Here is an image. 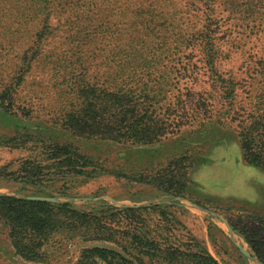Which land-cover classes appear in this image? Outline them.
I'll return each mask as SVG.
<instances>
[{
    "label": "trees",
    "instance_id": "16d2710c",
    "mask_svg": "<svg viewBox=\"0 0 264 264\" xmlns=\"http://www.w3.org/2000/svg\"><path fill=\"white\" fill-rule=\"evenodd\" d=\"M24 1L32 2L22 3ZM216 1L192 0V4L211 9ZM222 2L244 23L259 20L264 26V0ZM163 3L164 0H0V5L4 4L6 9L4 16H12L9 10L19 6L17 16L40 20L39 51L52 36L61 40V49L56 48L57 51H67L71 47L76 55L102 50L98 43L103 39L107 41V48L110 42L121 43L116 46L120 48L118 52L112 47L110 61L105 62L115 72L112 76L108 72L104 84L88 80L90 66H86V61H77L80 70L75 68L74 62L59 56L52 62L65 80L61 92L71 100L62 103L60 118L44 122L48 124L44 132L39 128L32 131V123L19 118L18 114H11L5 102L14 98L19 80L26 75L24 71L18 82L1 83L0 109L9 117L0 120V130L5 131L0 135V147L23 148L30 151V155L17 165L10 163L0 167V177L52 188L61 182L67 183L71 177L90 179L112 174L157 186L177 196L187 193V172L181 174V159L152 172L147 168L140 171L116 165L113 168L75 142L84 139L132 146L160 144L171 128L160 112L163 105L168 106L170 97H176L175 108L169 105L165 114L169 117L181 115V97L173 94L181 80L177 61L181 52V24L175 22L181 13V0ZM160 7L168 11L165 18L155 14ZM23 8L30 12H20ZM118 11H125L128 20L121 23L104 20L105 12L114 16ZM203 18L202 29L182 44L186 43L187 50L199 49L205 66L211 68L223 57L218 37L220 25L211 22L212 14ZM60 32L65 34L59 36ZM125 32L129 35L122 38ZM73 71L77 72L73 74ZM252 109L247 123L239 129L240 144L244 159L264 169V90ZM11 118L19 122L15 131L10 130V124H3L4 121L13 122ZM145 211L126 208L121 213L101 218L80 212L69 203L0 195V235L9 241L8 250L13 256L31 264H57L64 242L75 240L80 241V257L72 264H221L200 240L190 235L181 242V247L160 240L146 229V221L142 218ZM118 216L131 223L122 228ZM232 226L264 263V242L259 239V232ZM98 241L106 245H84Z\"/></svg>",
    "mask_w": 264,
    "mask_h": 264
},
{
    "label": "rangeland",
    "instance_id": "374dc122",
    "mask_svg": "<svg viewBox=\"0 0 264 264\" xmlns=\"http://www.w3.org/2000/svg\"><path fill=\"white\" fill-rule=\"evenodd\" d=\"M3 6L0 5V90L3 82H18L24 71L26 75H23L22 81L19 80L20 86L15 89L14 98L5 102L10 106L11 114L20 115L19 118L32 123V131L39 128L44 132L45 125L48 126L44 122L60 118L62 103L71 100L70 96L61 92L65 80L59 76V68L52 62L59 56L74 62L75 68L80 70L79 62L86 61V66H90L88 80L104 84L108 72L110 76L115 72L105 62L110 61L112 47L118 52L120 48L116 46L121 43L110 42L107 48V41L103 39L98 43L102 50L76 55L71 47L67 51H57L56 48L61 49V40L52 36L39 51L40 20L30 21V17L29 20L17 16L19 6L9 10V14L16 19L6 17ZM180 8V16L175 22L181 24V52L177 56L181 80L173 94L181 97V115L169 117L165 114L169 105L175 108L174 96L169 98L168 106L163 105L160 109L161 116L173 130L169 129L160 144L148 146L71 140L87 152L101 157L100 161H106L107 166L113 168L115 165L121 169L134 168V171L147 168L148 172H152L181 159V174L187 172V193L177 196L125 176L104 174L90 179L71 177L67 183L61 182L52 188L0 177V194L55 197L60 201L58 204L69 203L80 212L101 218L121 213L126 208L146 209L142 212L146 229L159 236L160 240L181 247V242L190 235L200 240L221 264H252L231 239L226 225L218 216L226 219L231 226L234 224L258 231L259 239L264 242V169L250 165L244 159L239 138L240 127L247 123L256 98L262 96L264 90V26L259 20L244 23L232 14L222 0H217L211 9L194 6L192 0H181ZM25 11L30 12L20 9V12ZM108 14L105 12L103 16L106 21L121 23L128 20L125 11H118L114 16ZM155 14L165 18L168 11L160 7ZM211 14V22L220 25L218 37L223 57L215 66L208 68L199 49L187 50L186 43H182L202 29V16ZM53 24L56 26L57 20ZM61 34L65 33L58 35ZM127 35L129 33L125 32L121 37ZM8 117L9 114L0 109V120ZM11 119L13 122L4 121L3 124H10V130L15 131L19 122ZM175 125L177 127H172ZM4 132L0 130V135ZM29 155L30 151L23 148L12 150L0 147V167L10 163L17 165ZM118 220L122 228L131 223L119 216ZM232 228L236 241L259 258L239 231L234 226ZM78 241L64 242L57 264L78 261ZM84 245L106 243L98 241ZM8 246L10 249L9 241L0 235V264H31L13 256Z\"/></svg>",
    "mask_w": 264,
    "mask_h": 264
},
{
    "label": "water",
    "instance_id": "95a60500",
    "mask_svg": "<svg viewBox=\"0 0 264 264\" xmlns=\"http://www.w3.org/2000/svg\"><path fill=\"white\" fill-rule=\"evenodd\" d=\"M0 195L13 196V197H16V198H19V199H27V200L48 201V202H53V203H59L60 202L58 198L47 197V196H30V195H22V194H0ZM197 207L198 208H202V207H200L198 205H197ZM214 215H216V214H214ZM216 216H218V215H216ZM218 217L223 220L224 224L226 225V227L228 229V232H229V235H230L231 239L236 242L238 248L248 258V260L251 261L252 264H264L259 258L254 256L246 247H244L243 245H241L240 243H238L236 241L235 232H234L232 226L230 225V223L226 219H224L223 217H221V216H218Z\"/></svg>",
    "mask_w": 264,
    "mask_h": 264
}]
</instances>
